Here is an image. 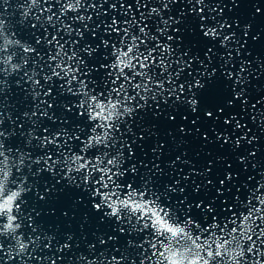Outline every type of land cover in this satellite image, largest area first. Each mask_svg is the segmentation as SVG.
<instances>
[{
    "label": "snow or ice",
    "instance_id": "1",
    "mask_svg": "<svg viewBox=\"0 0 264 264\" xmlns=\"http://www.w3.org/2000/svg\"><path fill=\"white\" fill-rule=\"evenodd\" d=\"M118 2L126 12L132 8L123 0H113L108 7L115 10ZM134 2L137 9L144 8L138 19L111 16L106 22L97 13L91 31L88 22L93 17L78 13L98 4L84 0H17L18 18L6 20L0 12V109L9 111L5 105L13 85L32 105L9 116V128L0 126V264H24L25 257L32 255L27 250L40 239L39 213L27 193L45 171L53 176L59 172V179L75 184L100 213L97 219L112 222L111 234H101L95 243H88L92 258L77 257L81 264H264V173L255 183L248 176L236 187L234 174L225 172L211 194L205 195L195 185L189 199L176 197L184 189L172 182L160 184L152 170L138 175L131 162L133 147L121 134L122 127L131 131L125 118L158 109L169 98L183 104L180 94L186 80L182 73L199 59L190 48L181 50L179 43L175 48L169 43L174 37L167 34L168 26L173 25V32L178 33L174 25L195 21L204 37L219 35L217 26H209L203 14L205 0H185L186 12L180 9L177 20L163 19L161 8L148 7L146 0ZM0 7L6 8L7 0H0ZM161 7L168 8L167 0H162ZM145 13L156 15L147 19ZM65 20L80 26L74 30ZM20 30L31 38L22 39ZM113 33L119 39L104 38ZM230 38L231 34L223 35L219 46L225 48ZM175 39L179 41L180 36ZM95 40L99 43L93 46ZM97 49L101 50L99 61ZM210 52V47L204 51L206 59H211ZM225 55L231 57V53ZM215 72L213 68L207 75L212 77ZM222 75L234 84L226 104L232 107L236 100L243 106L244 89L235 87L243 83L239 72L235 77L231 71ZM187 86L202 87L198 79ZM188 103L196 111L197 100ZM60 109H75V116L83 120L70 127L64 126L67 118L58 124L61 117L56 111ZM216 111L223 113L224 109ZM204 115L213 118L211 111ZM45 118L51 124L37 135ZM223 122L230 123V118ZM235 143L239 145L240 140ZM175 199L180 203H173ZM46 239L43 247L55 240L60 253L71 249L73 235L65 232L63 242L55 234ZM97 244L104 247L97 248ZM57 259L48 258V264H57Z\"/></svg>",
    "mask_w": 264,
    "mask_h": 264
},
{
    "label": "water",
    "instance_id": "2",
    "mask_svg": "<svg viewBox=\"0 0 264 264\" xmlns=\"http://www.w3.org/2000/svg\"><path fill=\"white\" fill-rule=\"evenodd\" d=\"M89 2L98 4V7H84L78 13L93 17L88 22L89 31L92 24L97 22V13H100V19L107 22L111 16L124 19L135 16L138 19L140 12L144 11V8H136L134 0H123L125 4H132L127 12L120 7L119 2L115 10L110 9L108 5L113 0H84L85 4ZM146 2L148 7L161 8L159 15L163 19L171 17L177 20L180 9H185L186 12L185 0H167V9L161 7L162 0ZM16 3L17 0H7V7H0L3 18L8 20L9 17H19ZM205 3L207 7L203 14L209 26H217L219 33L215 39L204 37L195 21L183 26L174 25L179 28L178 33L173 32V25L167 28V34L174 37L169 41L174 48L179 43L181 50L190 48L199 58L191 61L190 66L182 73V79L186 80L184 92L180 94L184 103H173L172 98H169L167 104L161 102L158 109H145L143 112L138 110V116L125 118L131 131H124L123 127L121 129V134L133 147L134 156L130 159L136 164L138 175L143 176L152 170L151 174L156 175L160 184L172 182L184 189L183 193H175L176 197L187 196L189 199L193 197L192 189L195 185H199L205 195L211 194L217 187V180L225 172L234 174L233 183L236 187L248 176L253 178L250 183H255L261 178V173H264V0H205ZM257 8L260 9L259 12L256 11ZM68 15L71 16L72 13ZM145 15L147 19H153L156 14L151 17L147 13ZM65 22L72 23L74 30L80 26L79 22ZM221 24L224 27H218ZM103 27V24L100 25L101 29ZM18 34L22 39L31 38L23 30ZM225 34H231L232 38L225 42V48H221L218 41ZM176 35L180 36L179 41L175 39ZM104 38L119 39L114 33L105 35ZM96 43L99 41L95 40L93 46ZM209 47L212 48L209 53L211 59H206L204 51ZM100 52L97 49V61L101 58ZM225 53H231V57ZM184 59L187 60V57ZM172 67L175 68V64ZM213 68L216 72L209 77L207 72ZM227 71H231L233 77L239 72L243 79L242 84L235 85L237 89H244L246 103L243 106L236 100L232 107L226 104L234 86L233 80L225 79L222 75ZM197 79L202 87L193 86L189 89L187 85L193 84ZM12 88L14 91L8 93L9 103L5 105L9 111L5 113L0 109V116H3V124L0 126L4 128H9L11 124L9 116L32 106L24 95L19 94V90H15L14 85ZM191 99L197 100L196 111H192V106L188 103ZM71 100V97L67 98V102L70 103ZM217 108H223L224 112L218 113ZM205 111L213 112V118L206 117ZM56 115L61 117V120L56 121L58 124L67 118L65 127L83 120L82 117L75 116V109L72 112L60 109L56 111ZM226 117L230 118L228 124L223 122ZM236 123L241 127L236 128ZM50 124L46 118L43 119L36 129L37 135L43 127ZM237 139L240 140L239 145L235 143ZM51 147L50 145L49 148ZM240 156L244 157L243 161L238 158ZM59 176V172L55 176L42 172L35 178L33 190L27 193L31 206L39 213L36 219L40 225V239L27 250L32 255L25 257L24 264H48V258L57 257V264H81L77 257L92 258L93 253L89 252L88 243H95L96 237L101 234L113 232L111 221L105 223L97 219L100 213L91 208L87 194L75 184L69 185L66 180L59 179ZM209 180L212 181L211 185L207 184ZM39 196H44V199H38ZM173 203H180V200L175 199ZM65 232L73 235V240L69 241L71 249L57 253L58 245L55 240L48 248L43 247L47 242L46 237L53 234L56 240L63 242L61 237ZM119 239L123 241L124 237L120 236ZM111 243L108 242L109 245ZM96 247L104 246L97 244Z\"/></svg>",
    "mask_w": 264,
    "mask_h": 264
},
{
    "label": "clouds",
    "instance_id": "3",
    "mask_svg": "<svg viewBox=\"0 0 264 264\" xmlns=\"http://www.w3.org/2000/svg\"><path fill=\"white\" fill-rule=\"evenodd\" d=\"M116 211V209H115V207L113 206V212H115ZM235 251V250H234Z\"/></svg>",
    "mask_w": 264,
    "mask_h": 264
}]
</instances>
